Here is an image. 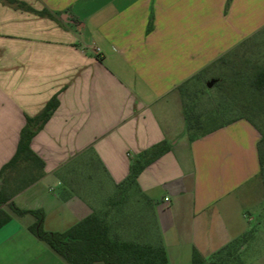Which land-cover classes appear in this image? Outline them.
I'll list each match as a JSON object with an SVG mask.
<instances>
[{"label": "crops", "instance_id": "obj_1", "mask_svg": "<svg viewBox=\"0 0 264 264\" xmlns=\"http://www.w3.org/2000/svg\"><path fill=\"white\" fill-rule=\"evenodd\" d=\"M22 1L53 17L0 1V169L26 115L54 96L58 106L30 143L44 175L11 202L43 210L45 230L65 231L115 195L142 152L166 142L137 177L142 223L121 233L162 243L169 263L183 264L194 249L208 258L252 230L242 258L264 264L259 132L239 118L190 139L180 90L257 38L264 0ZM3 208L11 220L0 228V264H69L29 229L32 214Z\"/></svg>", "mask_w": 264, "mask_h": 264}, {"label": "trees", "instance_id": "obj_2", "mask_svg": "<svg viewBox=\"0 0 264 264\" xmlns=\"http://www.w3.org/2000/svg\"><path fill=\"white\" fill-rule=\"evenodd\" d=\"M0 1L15 8L53 17L48 10H35L22 0ZM236 57L223 56L219 58L201 73L193 76V78L180 86L183 94L186 130L190 139H195L239 118L247 119L257 128L251 118L236 114V111L240 110V108L231 102L226 93L233 91V86H235L233 84L237 82L235 78L230 80V82L224 74L214 84L220 92L219 102L213 103L209 109L203 110L200 108L202 97L208 94L211 89L206 84L198 87L197 83L211 73V69L217 62H221L223 65L227 61L235 63ZM238 68L236 67L237 70L233 71L234 76L240 72V68ZM231 83H233V86L230 85ZM249 89L260 95H264V68L257 70L252 78L250 77ZM57 106L58 99L57 96H54L38 114L35 116L26 115V123L21 129L16 152L0 169V228L11 220L10 213L3 208L4 205H8L18 215L32 214L36 219L29 226V229L37 237L47 242L69 264H92L97 261H101L104 264H170L162 243L157 241L150 242L140 237H125L121 233L123 227H136L142 223L140 220L147 212L143 206L140 207L132 204V200L129 202L128 211L131 222L129 220L126 222V215L125 217L122 215L119 218L118 212L120 211L116 210L119 207H113L120 205L121 200L119 198H123L125 195L136 196L137 177L148 163L168 150L166 142L156 144L152 148L142 152L133 161L129 175L123 183L118 185L115 195L108 199L99 211L91 213L65 231L45 230L43 227V210L23 209L11 202V198L16 192L31 185L44 175V162L32 150L30 143L32 137L43 127ZM219 118H224V121L216 124V119ZM260 141L258 143V150L261 166H263L264 156L260 147ZM121 207L122 205L120 206V210ZM131 207L132 209H130ZM115 224L118 226L117 230L113 227ZM251 235L252 230L232 239L213 252L208 258L203 257L198 250L194 249L190 262L183 264H245L242 258V249L251 238Z\"/></svg>", "mask_w": 264, "mask_h": 264}, {"label": "rangeland", "instance_id": "obj_3", "mask_svg": "<svg viewBox=\"0 0 264 264\" xmlns=\"http://www.w3.org/2000/svg\"><path fill=\"white\" fill-rule=\"evenodd\" d=\"M240 52L241 53H239V55L235 58V63H231L232 61H227L226 64L223 65L221 62H217V64L211 69V73L208 74L202 81L197 83L198 87H202L206 84L208 88L211 89L208 94L202 97L200 108L203 110L206 108L209 109L213 103L219 102L220 92L218 91L219 89L214 86V84L221 75L224 74L226 79L229 81L235 78L237 83L230 84L235 85H232L234 90L232 89L233 91H228L226 95L229 96L232 103L236 104V106L240 108V110L236 111V114L245 115L251 118V120L257 126L260 137L259 141L262 139L260 141V147L264 156V95H260L249 89L250 77L252 78L257 70L264 68V29L258 32L257 38L254 39V41L242 45ZM236 67L240 68V72L234 76L233 71L237 70ZM222 121H224V118L216 119V124ZM132 198V195H125L123 198H119V200H121L120 205L113 206L114 208L119 207V209H116L120 211L118 212L119 218H121L122 215H124V217L126 215V222L128 220L131 222L128 204L131 202ZM121 205L122 207L120 210ZM130 209H132V207ZM116 210L115 212H117ZM128 217H130V219H128ZM113 227L115 230L118 229L117 224H115ZM247 255H251V252L248 251Z\"/></svg>", "mask_w": 264, "mask_h": 264}]
</instances>
